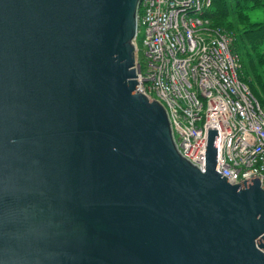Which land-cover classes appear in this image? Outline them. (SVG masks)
<instances>
[{"label":"water","instance_id":"1","mask_svg":"<svg viewBox=\"0 0 264 264\" xmlns=\"http://www.w3.org/2000/svg\"><path fill=\"white\" fill-rule=\"evenodd\" d=\"M140 1L0 0V264H264L259 176L136 90Z\"/></svg>","mask_w":264,"mask_h":264},{"label":"bare ground","instance_id":"2","mask_svg":"<svg viewBox=\"0 0 264 264\" xmlns=\"http://www.w3.org/2000/svg\"><path fill=\"white\" fill-rule=\"evenodd\" d=\"M185 1L187 15H178L175 6L166 0L140 1L134 45L136 74H142L136 90L143 93L149 103L154 100L160 102L168 112L166 105L154 98V94L167 83L171 97L179 104L170 103L175 108L168 116L182 156L202 171H207L209 129L219 130L216 171L224 175L230 167L234 169L239 177L236 181L228 179L232 185L243 183V178L257 174L264 189V111L261 114V107L252 105L251 97L227 96V88L220 81L223 70L206 61L201 50L197 51L188 44L192 19L196 25H199V20L214 23L209 18L214 0L211 8L206 0ZM204 11H208L209 16ZM208 27L218 30L211 23ZM219 27L224 28L222 25ZM238 68L241 73L244 71L243 66ZM249 105L252 106L247 109ZM186 132L199 139L201 151L187 146Z\"/></svg>","mask_w":264,"mask_h":264},{"label":"built area","instance_id":"3","mask_svg":"<svg viewBox=\"0 0 264 264\" xmlns=\"http://www.w3.org/2000/svg\"><path fill=\"white\" fill-rule=\"evenodd\" d=\"M166 1L170 2L171 5H173V7L175 6L178 15H183V14L187 15L185 13L187 7V3L185 0H166ZM206 1L210 3V8H211L213 0H206ZM177 5L179 6L177 7ZM208 11H204V13L209 16ZM210 23L214 25L212 21ZM210 23L205 22L203 20H199V25H196L194 24V21L192 19L191 22L192 27H190L191 30H189V35H188V44L191 45L193 48H195L197 51L201 50L200 53L205 58L206 61L214 63L223 70L222 78L220 79V81L223 82V84L227 88V93H226L227 96L235 95L238 98L251 97L253 100L252 105L256 104L260 106L261 114H262V112L264 111V107L261 105L260 101L252 94L250 88L246 85V83L243 82L242 79L240 78L238 67L241 65L238 56L235 53H233L231 50L230 35L223 28H220L219 26H217L218 30L216 31L211 30L208 27ZM141 74L142 72L138 74L139 81L141 80ZM156 94L167 102L170 110L175 108L170 105L169 98L171 97V95H170V88L167 83H164L162 85L161 91ZM176 105L178 106L179 104L177 103ZM252 105L247 106L248 107L247 109H249ZM186 144L192 150L195 149L198 151L202 150V145L199 139L191 137L190 133L188 132H186ZM262 155L264 157V145H262ZM224 176L232 181H236V179L238 180L239 177L238 174H236L235 170L234 169L232 170L231 167L229 171L224 174Z\"/></svg>","mask_w":264,"mask_h":264},{"label":"trees","instance_id":"4","mask_svg":"<svg viewBox=\"0 0 264 264\" xmlns=\"http://www.w3.org/2000/svg\"><path fill=\"white\" fill-rule=\"evenodd\" d=\"M253 2L254 4H259V2H262L264 5V0H249ZM230 0H214V5H213V11H212V18L215 23L218 25H222L226 27V19L229 17V19L232 16L238 15L239 17H242V12H246V9L248 8L247 5L242 6L240 3H238L237 7H233V5H230ZM257 6V5H255ZM260 7V6H259ZM238 37L240 40L244 41L246 44L251 45L255 50L264 46L261 44V41H264V25H258L256 28L247 31L245 33H242L240 31V34H238ZM239 38L236 40L235 44L233 45V50L237 52L239 46H240V41ZM258 53V51L256 50ZM238 53V52H237ZM239 54V53H238ZM263 58L256 62L254 60L251 61V73L249 72V68H247L246 64L242 62V66L244 68V71L240 74V77L243 81H245L249 87L252 90V93L254 96H256L260 102L264 105V52L261 55ZM243 60V58H242ZM258 63L261 64V67L258 66ZM249 73H248V72Z\"/></svg>","mask_w":264,"mask_h":264},{"label":"rangeland","instance_id":"5","mask_svg":"<svg viewBox=\"0 0 264 264\" xmlns=\"http://www.w3.org/2000/svg\"><path fill=\"white\" fill-rule=\"evenodd\" d=\"M230 1H232V2H230V5H233V7H235V8L237 7L238 3H240L242 6H245V5L248 6V10L246 12L241 11L242 17H239L238 15H236V16H232L230 19H229V17L226 19V22L227 21H229V22L226 23L227 26L224 29L227 30L228 33L230 34V36L233 38L232 44H235L236 40L239 38L238 34H240V31H242V33H245L247 31H250V30L256 28L258 25H261V26L264 25V5L262 4V2H259V4H254L253 2H251L249 0H230ZM255 5H257V6H255ZM210 19L213 20L211 14H210ZM214 25L219 26L215 22H214ZM239 41H240V46H239L237 52L239 53L240 63L241 64H242V62L245 63L247 68H249L248 69L249 72L251 73V64L250 63L252 60L258 62L263 58V56H261V55L264 52V46H262L260 48V50L256 49L258 51V53H257L256 50L251 45L246 44L244 41H242V39L240 40V38H239ZM260 43L264 45V41H261ZM141 56H143V53L141 54ZM242 58H243V60H242ZM258 66L261 67V64L258 63ZM142 67H143V65H142ZM137 80L139 82L138 84H140L139 79H137ZM154 98L161 100L166 105V107L168 109V113H171V110H170L167 102L163 98H161L157 94H154ZM169 101H170V103H174V104L178 103L172 97L169 98ZM172 121L174 123H176V120L172 119Z\"/></svg>","mask_w":264,"mask_h":264}]
</instances>
